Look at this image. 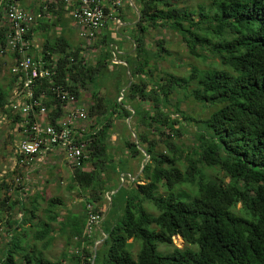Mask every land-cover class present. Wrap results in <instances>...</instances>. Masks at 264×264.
<instances>
[{"label":"trees","instance_id":"16d2710c","mask_svg":"<svg viewBox=\"0 0 264 264\" xmlns=\"http://www.w3.org/2000/svg\"><path fill=\"white\" fill-rule=\"evenodd\" d=\"M137 1L134 48L123 55L126 66L121 67L123 72L127 67L129 78L123 72L115 73L114 95L110 91L101 94L102 86L94 83L95 74L111 59L107 50H101L107 42L91 45L102 56L94 64L85 60L84 46H67L59 39L46 43L42 51L59 53L56 80L75 97L89 86L85 106L93 133L83 136L88 138L86 161L93 159L94 169L102 165L106 132L114 128V120L128 119L130 127L126 122L122 126L129 127L135 142L130 139L123 144L131 156L143 158L136 145L147 154L141 169L144 182L121 186L111 196L114 214L109 222L103 221L96 238L83 230L85 206L100 200L106 180L97 182L92 170L82 171L85 161L73 169L77 185L88 191L81 206V229L79 223L70 226L65 236L71 242L59 258L49 262L34 245L24 246L11 226L21 227L27 217L34 229L22 233H31L33 240H42L41 247L48 246L50 222L56 214L52 209L60 198H48L45 221L32 223L36 197L28 195L30 213H23L17 221L5 218L12 234L0 250V264H65L64 260L70 264H264V0H209L206 9L198 5L197 19L176 1ZM158 27L176 33L185 52L207 60V68L191 66L180 77L161 69L155 60L168 55L163 39H156L153 49L145 46L146 32ZM11 80L0 87V112L15 121L19 117L6 109ZM39 87L46 88L45 81ZM119 96L121 100H117ZM188 97L208 108L205 117H193L179 107ZM45 104L52 119L59 106L51 100ZM95 124L98 129L92 128ZM188 126L192 128L188 143H178ZM120 199L123 205L118 203ZM7 201L5 196L0 207L10 209L17 204L26 211L20 199ZM144 201L153 205L154 214L145 211ZM99 207L93 210L99 211ZM64 231L62 226L61 233ZM174 235L194 248L156 251L157 242L170 244ZM127 239L137 244L134 254L126 248ZM94 241L99 243L93 252Z\"/></svg>","mask_w":264,"mask_h":264},{"label":"built area","instance_id":"2783aa9c","mask_svg":"<svg viewBox=\"0 0 264 264\" xmlns=\"http://www.w3.org/2000/svg\"><path fill=\"white\" fill-rule=\"evenodd\" d=\"M62 1L71 6L80 45L84 48L91 47L107 19L115 20L106 10L111 7L116 14L120 6V0ZM43 17V12L22 8L18 0H0V70L12 79L6 109L10 115L19 117L15 121L10 118L19 136L13 151L17 176L7 192L28 174L35 159L50 149L63 155L70 167H80L87 159L88 138L83 136L93 133L85 104L56 80L59 53L42 50L32 53L30 31ZM42 81L46 88L39 87ZM49 100L59 106L52 119L50 107L45 104ZM93 209V204L85 206L86 234L101 218L99 211Z\"/></svg>","mask_w":264,"mask_h":264},{"label":"crops","instance_id":"0c3cea01","mask_svg":"<svg viewBox=\"0 0 264 264\" xmlns=\"http://www.w3.org/2000/svg\"><path fill=\"white\" fill-rule=\"evenodd\" d=\"M18 2L19 5L27 11H34V12L40 11L43 12L44 14L43 18H41L40 20H38L36 23L33 24L30 31L33 54L41 52V50H43V48L45 47L44 45L46 43L52 44L55 39L61 40L67 46L82 47V45H80V39L77 35V27L73 22L74 20L71 15V6L69 4L64 3L62 0H18ZM138 6L139 5L137 0H120V6L118 7V11L116 12V14L113 12V10L110 9L111 7L109 6L110 8H108L106 11L110 12V15L116 18L114 21L112 19H107L106 23L104 24V27L100 30V32L96 36L95 41L98 42L99 40H103V42L104 41L107 42L106 45L107 47L101 46V50L102 51L107 50V52L111 54V59L109 62H107L105 69L111 66L112 68L117 66L118 69H115V73L117 72L116 75H119L120 72L121 73L123 72L121 68L122 66H126L123 60V55L126 54L129 55L134 48L132 35H133V26L139 19L137 18L135 12V10H138ZM89 51L92 52V57H93L91 61H89L91 64H94L95 61L99 59V57L101 59L102 57L100 53L101 51H99L98 48L91 47ZM126 70L128 71L127 67ZM123 73H125V69ZM120 77H122V75H120ZM127 78L129 77L127 76ZM110 81H111V76L108 77L107 82L101 87L102 89L100 91L101 94H104V92L106 93L107 91L105 90H107L109 87H112L113 89V86L110 83ZM126 86L127 84L123 85L122 90L125 89ZM88 93L89 95L87 94L82 95V93L79 94L78 99L81 101V103L84 104L85 102L86 104L87 102H89L88 98L90 97V92ZM109 95L111 96L110 92ZM112 95H114V90ZM121 96L117 97V99H120ZM126 107L129 108L128 105ZM92 128L98 129L99 127L98 125L95 124V127ZM109 130L110 131L106 132L103 138L104 140L103 142H105V152H106V155L104 157L105 162L102 165H96L94 169L93 159H91L90 161H86L81 167V170L84 172H90V170H92L93 171L92 175L97 177L96 179L97 182L104 179L106 180V183L102 184L104 185L102 187V190L103 188L106 189V191L103 192L104 194H106V196L103 197L102 194L100 200H96L93 202L96 205H100L99 208L100 211H102L99 222L93 228L95 231L93 232L94 237L101 234V229L103 228L104 225L103 220L105 217V213H107L108 209L111 207V196L114 195L121 186L128 188L135 186V184L137 183L142 182L141 170H140V166L142 163L139 164L138 157L133 155L131 156L128 152L127 147H125L123 144L124 140H130V139L133 140V136L129 138L128 135L122 133L121 128L114 127L113 129H109ZM56 153L57 151L54 149H50L42 153L39 157L35 159V162L31 166V170L28 172V174L24 176V179H26L27 182L30 181V186L32 187V189L34 188L33 186L38 184L36 187L37 189H34L33 191L30 192V198L33 196L36 197L35 200L36 203H34L33 205L35 206V208L32 207L31 209L33 210L32 212L34 216L31 218L30 221H32L36 217L35 213L38 210L37 204L39 203L37 201V198H40L41 201L44 200L46 203L48 198L51 197L59 198L58 195L64 192L62 188H64V184H66L65 180L68 179L67 181L68 186L65 189H70V188L72 189L73 187L72 184L76 183V180L73 179L74 168L68 165L63 155H61L60 153L57 155ZM47 170L50 173H48L45 176V172ZM127 177L130 178V180H126ZM108 178H110L109 181H107ZM138 178L139 180H136ZM52 192L54 193L52 194ZM104 199L106 200L108 199V200L104 202ZM45 203H44V207L40 208L44 216L42 217L43 219H38L39 221L40 220L45 221L46 218L44 212ZM57 204H61V200L59 203H56L55 206H57ZM81 206L82 203L79 206L80 210L75 214L66 211L62 214L61 213L62 210H60L59 214H61V217H58L57 215L58 212L55 211V207H54L52 211L56 213L54 218L55 220L51 222H55V223L54 225L50 224V228L52 230H57L58 232L62 230V226H63V228H65L68 231L71 225L74 226L76 225V223H79V229H81L80 221L83 218V210L81 209ZM25 209L26 211L21 209L22 210L21 216L25 212L27 214L30 213L29 205L28 208ZM25 220H26L25 223L22 225L27 224L28 227L21 226V227H15V229H19L21 232H28L30 226L27 217ZM60 226L61 229L58 228ZM60 235H64V234L60 233ZM61 239L63 240L62 237L57 236L54 242H57V244H59L58 242H60Z\"/></svg>","mask_w":264,"mask_h":264},{"label":"rangeland","instance_id":"374dc122","mask_svg":"<svg viewBox=\"0 0 264 264\" xmlns=\"http://www.w3.org/2000/svg\"><path fill=\"white\" fill-rule=\"evenodd\" d=\"M171 1H176L177 4L179 5V7H185V9L187 11H191L193 12V18L197 19V15H195L197 13L198 10V5H201L202 7H204L205 9L207 8V6L209 5V0H171ZM146 39H145V46L147 48H154L155 45V40L162 38L163 39V45L165 46L166 50L168 51V55H166L164 57L163 60H160V55L156 58L155 62L159 65V67L161 69H164L172 74H174V76L176 77H180V76H186L187 75V71L188 69L192 66L195 67L197 70H203L205 68H207L205 65L207 64V60L202 61L198 58H194L191 55L187 54L185 52V49L183 48V43L180 42V38L179 36L172 32L169 29H165L164 27H158L155 29H149L146 32ZM51 41V40H50ZM88 46L87 48H85L83 50V54H84V58L86 59L87 62L91 61L92 57V52L89 51L91 49V47ZM159 58V59H158ZM159 61V62H158ZM115 66V65H114ZM115 69H118L117 66L112 68L109 67L107 69L103 68L100 72H98L94 78V83L97 86H103L106 82L108 77L111 76V81L110 83L112 84V86L114 87L116 84V80H115ZM120 71V70H119ZM117 73V72H116ZM125 74L126 77L128 76L127 74V70L125 69ZM8 76L6 74V71H1L0 70V87H4L6 85ZM123 81H125L124 79H122ZM89 86L87 87V89L85 90H81L82 95L83 94H87L89 95ZM110 91V94L112 96L113 94V89L112 87H109L107 90L105 91ZM88 91V92H87ZM121 91V90H120ZM105 94V93H104ZM178 97L181 96L180 94L177 95ZM84 99V97H83ZM117 100H121L117 99ZM172 102V99H171ZM85 104V102H84ZM179 107L185 111L186 114H189L193 117H200L203 118L207 115L208 112V108L207 107H201L200 104L195 103L191 97H188L186 99H184L183 101L180 102ZM172 108V107H169ZM121 119V118H120ZM122 122H126L127 126L130 127V123L128 119H124L123 121L121 120H116L114 121V127L116 128H121V131L123 134H126L129 136V138L132 136V133L129 132V127L127 128L125 125V128L122 126ZM17 126H15L14 124H11V119L10 117H6V115H2L0 113V185L2 184V187H0V200H3L5 196H8V201L7 202H12L15 199H20L23 204V206L25 208H28L29 205V197L28 195H30V192L33 191L34 189H37V185L33 186L34 188L32 189V187L30 186V181L27 182L26 179L22 178V181L19 180L18 185L11 187V190L9 192H7L5 189L10 187V184H15L14 181H12L16 176H17V170L14 167V154L13 151L15 149V145L17 142V136L18 135V131L15 129ZM187 132H185L183 135L180 136V139H177V142L179 143V141H182L183 143H188V135L190 134V131L192 130L191 126L187 127ZM120 149V148H119ZM147 159V156L145 157V161ZM138 162L139 164L143 163L144 161L142 159H140L138 157ZM122 161V160H120ZM116 162V161H115ZM19 172V171H18ZM50 173L48 170L45 172V176ZM122 177V176H121ZM126 180H130V178H126ZM68 179L65 180L66 184H64V188H62L64 190V192L60 193L58 196L59 198H61V204H57V206H55V211H57V215L58 217H61V214H59L60 210L61 213L63 214L65 211L66 212H71V213H77L80 210V205L82 203V199L88 196V191L87 190H82L80 189L76 183L72 184V189H65L68 185L67 183ZM142 182H144V179L141 180ZM141 182V183H142ZM71 184V183H70ZM77 186V187H75ZM3 188V189H1ZM181 189H184L185 191H188V188L185 186H182ZM39 191V190H38ZM158 193L161 194H165L163 190L158 189L157 190ZM47 193V192H46ZM54 192H52L53 194ZM106 196V194L103 193V197ZM106 198V197H105ZM118 198V197H117ZM108 200V199H107ZM106 199H104V202L107 201ZM37 201L39 202L37 204L38 210L35 213L36 217L31 221L32 223H34L36 220L38 219H43L42 217L44 216L40 210V208L44 207V203L45 201H41L40 198H37ZM121 203L123 205L124 201H122L121 199L118 201V203ZM90 204V203H88ZM93 204L94 207H96L97 205L95 203H91ZM87 205V204H86ZM142 205L144 206V208L146 209L145 211L150 213V214H154L155 213V208L153 207V205L148 202V201H144L142 203ZM239 204H237L238 206ZM113 208H115L113 206ZM119 208V204L118 207L116 208V210ZM121 208V207H120ZM111 209L112 207H110L108 209V212L105 213V217L103 221H107L110 219L111 215ZM100 211V208H99ZM110 211V212H109ZM21 212L22 210L19 208V206L17 204L12 205L10 209H8L6 207V205H3L0 207V250H2L5 247V244L7 242V239L10 237V233L12 234V231H7V227L5 225V218H9L12 221H17L20 217H21ZM100 213H102V211L99 212V215H101ZM118 211L115 213V216L118 217ZM113 216V215H112ZM55 222H50V224L54 225ZM62 225V224H61ZM11 226L13 229H15V225L13 223H11ZM22 227H28L27 224L26 225H21ZM30 228V227H29ZM61 229V226L58 227ZM34 229V228H33ZM17 236L20 237L23 241V245L24 246H28V245H34L36 250H41V253L48 258L47 260L49 262L55 261L56 259L59 258L61 252H63L66 249V246L68 247V242H71L68 238L66 239L69 233H67V230L64 231V235H60L61 230L57 232V230H51V239L50 241H48V246H45L44 248L41 247V243L42 240H33L31 237V233H22L19 229H15ZM94 229H92L91 233L93 234ZM62 237L63 240L61 239L60 242H58L59 244H57V242H54L56 240V237ZM93 236V235H91ZM97 238V237H96ZM65 242V244H64ZM99 242L95 241L93 244L96 247L98 245ZM126 243L128 245H126V248L128 250H130V252L132 254H134V252L137 249V244H132L131 239H127ZM93 246V245H92ZM183 247H192L194 248L192 245L186 244L180 236L178 235H174L171 237V242L170 244H164L162 242H157L156 243V251L160 252V253H170L174 248H183ZM64 249V250H63ZM70 248H67L66 252L68 253ZM29 250V249H28ZM63 262H61L60 264H62ZM65 264H70L69 262H67V260H64Z\"/></svg>","mask_w":264,"mask_h":264},{"label":"water","instance_id":"95a60500","mask_svg":"<svg viewBox=\"0 0 264 264\" xmlns=\"http://www.w3.org/2000/svg\"><path fill=\"white\" fill-rule=\"evenodd\" d=\"M135 12H136V15H137V18H139V12H138V10H135ZM127 74H128V77H129V72L127 71ZM129 84V83H128ZM127 84V85H128ZM132 136H133V140H134V142H135V136L132 134ZM137 146V148L140 150V152L143 154V161L145 162V157L147 156V154L145 153V151L143 150V148L142 147H140L139 145H136ZM143 162V163H144ZM142 166H143V164H141V166H140V170L142 169Z\"/></svg>","mask_w":264,"mask_h":264},{"label":"clouds","instance_id":"9594fccd","mask_svg":"<svg viewBox=\"0 0 264 264\" xmlns=\"http://www.w3.org/2000/svg\"><path fill=\"white\" fill-rule=\"evenodd\" d=\"M90 204H91V203H90ZM100 214H101V213H100ZM91 231H92V230H91ZM91 231H90V232H91ZM94 242H95V241H94ZM94 242H93V243H94ZM97 242H99V241H97ZM92 245H93V246H92L91 248H92V250H93V252H94L95 246H94V244H92Z\"/></svg>","mask_w":264,"mask_h":264}]
</instances>
